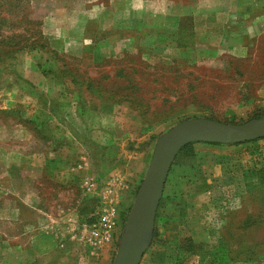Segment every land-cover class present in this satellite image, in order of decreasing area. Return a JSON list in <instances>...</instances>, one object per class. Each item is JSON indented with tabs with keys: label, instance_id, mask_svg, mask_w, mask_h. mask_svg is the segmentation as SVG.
Listing matches in <instances>:
<instances>
[{
	"label": "rangeland",
	"instance_id": "374dc122",
	"mask_svg": "<svg viewBox=\"0 0 264 264\" xmlns=\"http://www.w3.org/2000/svg\"><path fill=\"white\" fill-rule=\"evenodd\" d=\"M2 1L0 264H113L164 132L264 115V0ZM34 69L73 92L80 130L8 107ZM147 242L140 264H264V138L178 153Z\"/></svg>",
	"mask_w": 264,
	"mask_h": 264
},
{
	"label": "water",
	"instance_id": "95a60500",
	"mask_svg": "<svg viewBox=\"0 0 264 264\" xmlns=\"http://www.w3.org/2000/svg\"><path fill=\"white\" fill-rule=\"evenodd\" d=\"M262 137L264 115L242 123H227L203 117L191 118L164 132L157 140L113 264H140L148 248L147 237L155 223L168 173L177 154L185 145L194 142L236 144Z\"/></svg>",
	"mask_w": 264,
	"mask_h": 264
},
{
	"label": "crops",
	"instance_id": "0c3cea01",
	"mask_svg": "<svg viewBox=\"0 0 264 264\" xmlns=\"http://www.w3.org/2000/svg\"><path fill=\"white\" fill-rule=\"evenodd\" d=\"M255 7V5H253ZM63 15V14H61ZM66 16H69V18L65 17L66 19H72V21L67 24L69 32L67 34L73 35L75 32H77L78 26L75 21V18L77 16L72 13H67ZM58 20L57 15H50L46 18V25L47 28L43 27L45 30V33L48 35H51V25H55L56 21ZM22 52V51H21ZM34 68V67H33ZM19 69V68H18ZM19 71H21L19 69ZM41 73V72H40ZM38 73L37 69H34L31 71V73L28 71L24 73L22 76H18L15 79H12V96L8 98V107L10 106H19L21 109H25L24 115L29 116L31 119H36L37 121H40L42 118L41 116L46 115L48 117L46 125H48V122L50 123L49 126L58 127L57 130H60L61 132H71L77 130H80L79 123H78V116L80 115L78 110L80 109V104L75 100L73 92L67 91L63 87V83L54 75H45ZM28 86V88H25ZM23 87V88H22ZM31 90V92H34L37 97L38 95H46L49 98H53L57 103L58 110H54L49 108V106L42 108V102L40 100H35L32 104V102H28L27 104H23L21 99L16 98L17 94L22 95L25 90ZM24 90V91H23ZM19 95V97H20ZM12 100V101H10ZM33 101V100H32ZM15 102V103H14ZM21 102L22 104H20ZM26 106H30L29 109H26ZM99 110L101 111V105H98ZM90 111L91 117L94 115L100 116V111L96 112L94 109H91ZM95 112V114H94ZM30 113V115H28ZM113 115H111L112 118ZM115 117V116H114ZM229 146V148L233 147L232 145H225ZM44 158H47L44 156Z\"/></svg>",
	"mask_w": 264,
	"mask_h": 264
},
{
	"label": "trees",
	"instance_id": "16d2710c",
	"mask_svg": "<svg viewBox=\"0 0 264 264\" xmlns=\"http://www.w3.org/2000/svg\"><path fill=\"white\" fill-rule=\"evenodd\" d=\"M1 3H3L2 0H0V6H2ZM4 17H5V16H2V14L0 13V18L5 19ZM30 36H32V34H31ZM10 39H11L10 36H4V37H3V36L0 34V42L8 41V40H10ZM14 44L16 45L17 43L14 42ZM21 48H22V46H17L15 49H13L14 51H12V52H18L19 50H21ZM10 52H11V51H10ZM262 115H263V114H261V115H257V116H255V117H261ZM255 117H253V118H255ZM251 119H252V118H251ZM262 138H264V137H262ZM258 139H261V138H258ZM258 139H254V140H250V141H256V140H258ZM246 142H249V141H246ZM192 144H193V143H189V144L185 145V146L179 151V153L182 152V151H184V150H186L187 148H189ZM238 144H240V143H238Z\"/></svg>",
	"mask_w": 264,
	"mask_h": 264
}]
</instances>
